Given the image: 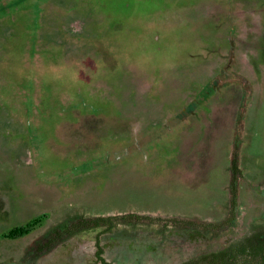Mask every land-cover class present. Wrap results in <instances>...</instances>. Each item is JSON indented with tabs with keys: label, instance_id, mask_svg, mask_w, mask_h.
<instances>
[{
	"label": "rangeland",
	"instance_id": "obj_1",
	"mask_svg": "<svg viewBox=\"0 0 264 264\" xmlns=\"http://www.w3.org/2000/svg\"><path fill=\"white\" fill-rule=\"evenodd\" d=\"M11 1L6 0V3ZM88 1L84 5V0H68L63 7L58 2L45 1L42 10L48 14L43 16L44 23L39 22L38 8L32 3L20 0L18 6L9 5L13 10L25 11L9 21L11 35H0V53H4V60L0 61V79L3 75L10 78L3 81L9 83L5 101L10 104L14 97L22 94V86L34 89L35 82L40 85L43 82V88L42 85L40 88L43 90L37 105L31 102L29 107L26 103L27 111L35 108L31 113L37 115L40 122L31 124L30 129L28 125L25 127L28 146L23 141L26 137H22L25 132L21 130L22 122H14L13 118L10 122L9 119L0 122L15 132L12 139L10 129L8 138L0 136V264L8 260L15 262L12 264H102L95 253L99 230L83 231L56 247L37 250L51 226L74 216L137 212L163 219V222L154 219L156 223H153L147 217L134 228L120 225L116 230L102 233L104 255L114 264H175L223 249L254 225H264V59H256L261 68L254 76L250 74L256 67L248 61L252 55L261 52L253 47L263 46L255 38L246 37L255 34L254 29L242 26L235 37L230 36V39L237 38L238 57L234 65L247 75L246 78L254 79L251 83L245 81V77L243 81L240 77L237 80L247 82L245 85H252V88L230 90L221 101L204 102L201 105L203 111L199 108L188 122L182 120L178 124L179 117L166 125H157L153 131L156 136L150 139L152 141L148 140L150 144L141 147L142 151H135V164H132L125 157L114 160L105 151L115 144L113 150L118 148L124 137L134 133L136 136L148 122L162 120L168 107L185 105L186 88L180 90L181 84L196 80L206 83L209 76L227 62L228 44L224 45L219 57L195 60L193 56L201 53L203 43L207 50H216L213 42L221 39L224 33L227 39L229 28L225 31L214 26L209 7L212 0H103L104 11L110 18L100 21L99 31H96L98 35L101 28L102 34L106 32L103 42L107 48L99 53L69 40L62 41L64 36L75 37L68 30L69 23L77 30L74 33L87 32V24L81 16L96 4V0ZM11 4L16 3L12 1ZM94 14L89 12L84 16L99 22L91 18ZM51 20L53 32L47 31L46 36L55 38L54 48L63 50L67 58H62L63 53H60L61 58L56 59L42 77L41 56L54 51L48 50L42 41L41 33L46 29L41 31V27ZM61 25L64 30L59 29ZM36 36L40 37V42ZM85 41L90 44V38ZM27 42L31 44L30 50ZM36 43L42 46L39 48ZM15 64L27 67L28 73ZM87 69L91 78L89 85L81 77ZM17 74H30L31 77L13 81L12 77ZM152 83L155 89L148 93ZM190 84L187 83V90L195 92ZM90 87L98 93L93 94ZM67 88L72 89V94L65 93ZM0 90L5 92L2 87ZM218 95L222 96L221 93ZM78 98H84L88 104L91 98L100 101L105 137L100 132L96 146L87 145L70 155L76 163L101 156L96 160L98 171L93 169L81 175L66 173L49 182L52 177L48 173L42 174L43 169L40 170L41 177L37 175L33 159L37 158V162L41 161L47 169L54 166L57 158L65 157L57 154L62 149L57 151L60 142H52L45 135L54 128L52 125L56 124L57 117L66 116L62 104L75 103ZM41 100L47 101L41 103ZM155 107V113L146 114ZM7 108L0 107V116H4ZM237 112L244 115L239 129L243 140L240 166L245 177L255 185L253 188L240 178L235 223L226 225L218 235L214 231L194 230L179 221L173 225L176 221L170 215H186L189 218L184 219L191 221H200L199 218L191 219L199 216L205 222H222L228 218L230 210L225 197L231 164L229 141L233 139ZM112 120L114 123L109 126L107 123ZM33 132L42 137L37 138ZM138 137L135 141L141 144L143 139ZM17 140L21 142L23 154ZM30 149L34 151L33 159ZM68 160L65 158L57 163L65 167ZM77 170H80L79 166L74 169ZM40 214H46L44 227L18 241L2 237L9 227Z\"/></svg>",
	"mask_w": 264,
	"mask_h": 264
},
{
	"label": "trees",
	"instance_id": "obj_2",
	"mask_svg": "<svg viewBox=\"0 0 264 264\" xmlns=\"http://www.w3.org/2000/svg\"><path fill=\"white\" fill-rule=\"evenodd\" d=\"M101 1V2H99ZM96 0V4L93 7L88 8L83 16H81L86 24H87V32H83V33H74L75 37L74 39H68L65 36L63 37L62 41L64 40H69L70 43H75L77 46L81 45L84 46L83 48H87V49H93L95 50V52H104L105 51V43L103 42V35L106 33L102 34V28L101 30V34L98 35V32L96 33V31H99L98 26L101 25L100 21H104L105 19L106 21L108 20L109 15L108 12L104 11V3L103 0ZM190 2V0H188ZM187 1V4L191 5L189 2ZM88 0H84V5L86 3H88ZM108 7V5H107ZM50 12V11H49ZM89 12H95L94 16H92L91 18H94L93 20L97 19L99 22L96 21H92L90 20L89 16L86 15ZM48 14V12H47ZM31 16V15H30ZM39 19V18H38ZM37 19V20H38ZM44 20L42 21L44 23ZM41 23V21H40ZM51 25V27H50ZM54 24L52 23V20L49 21V23L47 24V26H42L41 31H43V28L46 29V31H43V33H41V38H44L45 41V46L48 48V50H53L52 54L49 53V51H47L46 54H42L40 62H42V67L40 69V74L43 77L44 74L52 65L53 62L56 61V59H60L61 58V54L63 53V57L65 56V52L62 50L59 51V49H55V44H53V41L56 42L55 38H48L47 35V31L52 30L53 32V28ZM61 30H64L62 28H59ZM45 32V33H44ZM53 34L54 33H50ZM38 37V36H36ZM85 38H90V44L87 45ZM41 41V42H42ZM38 42H40V37H38ZM30 43V42H29ZM27 42V45L29 47L28 50L31 49V44H29ZM63 43V42H62ZM37 46L39 45L38 43H36ZM51 44V45H50ZM65 44V43H64ZM63 44V45H64ZM36 46V47H37ZM42 46V44L39 45V48ZM65 46V45H64ZM34 48V46H33ZM107 48V47H106ZM59 51V52H58ZM55 53V54H54ZM264 53V51H261L260 54ZM28 54V51L25 53ZM54 54V55H53ZM4 55V53H3ZM3 55L0 53V61L4 60L2 57ZM32 55H34V52L32 53ZM31 55V56H32ZM61 55V56H60ZM30 56V57H31ZM25 57H28V55H25ZM33 57V56H32ZM31 57V58H32ZM67 58V57H66ZM71 59V58H70ZM264 59V58H263ZM29 61H31L30 58H28ZM24 61V60H23ZM57 62V61H56ZM12 64H14L13 62H11ZM16 66H19L21 68V70H25L28 73L27 67L23 68L21 67V65L19 64H15ZM97 65V64H95ZM94 65V67H95ZM91 67H93V65H90ZM259 66L261 67V63L259 64ZM32 71V70H31ZM26 73V74H27ZM16 74V73H15ZM18 75V74H17ZM90 71L87 69V73L86 71H84V73L81 74V77L83 78V81L89 85L91 78H90ZM3 78L0 79V88L1 86H5L8 85L4 84L3 81L4 79H6L7 77V81L10 80V78L6 75L2 76ZM24 77H28V79L31 77L30 74L25 75H18V76H13L12 79H14L13 81H20L22 78ZM41 77V78H42ZM40 78V80H41ZM43 79V78H42ZM43 81V80H42ZM42 88H43V82L41 83ZM40 83L35 82L34 89H27L25 86L21 87L22 90V94L21 96L17 97V100L19 102H16V100H13L12 102H10V104L6 103L8 101H5V94L4 92H2V90H0V107L4 108V107H8L10 108L11 111V116L13 118L14 121V117H18L21 120V117L24 118L23 123H24V127L30 129L31 124H38L39 122V118L37 117V115L35 116L34 113L32 114L31 112L35 111V108L33 107V109L31 111H27V104L30 107L31 102L35 105H37L40 101V93L43 89L41 88ZM92 86V85H90ZM93 88V87H90ZM66 94H72V89H65L64 90ZM93 94H97L98 92L95 91L94 89H91ZM92 94V96H93ZM91 96V97H92ZM39 97V99H38ZM93 101H92V100ZM88 99L89 100V104L86 102L84 98H78V100L75 103H69V105H63L62 104V109L65 110L66 112V116L62 117H57L56 118V123L55 125H52V127L54 126L53 129L48 130L49 134L45 135L47 136V138H51V141L54 142V140H56V142H60L57 143V151L61 149V151L59 153H57L60 156L63 155H69L71 154V152L73 151L75 153L79 152V150L83 149L84 147H86L87 145L89 147L92 146H96V143H98L99 139L97 138V136H100V132L102 134V137H105V131L102 129L104 127L105 121H101V120H96V118H102L104 117V114H101L102 109L100 108V101H94L95 99L91 98ZM47 101V100H46ZM46 101H42L45 102ZM65 101V100H63ZM16 102V103H15ZM21 104V108L24 111V114L21 115L20 113H18V109L19 111L21 110V108L18 105H13V104ZM27 103V104H26ZM14 106H16L17 108H14ZM44 106V104H43ZM69 106V107H68ZM90 106H93L92 108ZM69 108V110L66 109ZM180 108V107H178ZM6 109V108H5ZM18 113V114H17ZM9 115V114H7ZM6 116V113L4 114V116H0V122L4 119V117ZM240 117V122H241V116ZM18 119V121H19ZM15 122V121H14ZM239 122V124H237V132H236V140H235V153H234V157H233V162L230 165L231 166V172H232V180H231V184H233V191H232V197H231V209H230V214L228 216V218H226L224 221L222 222H218V223H212V222H202L201 220H196V221H191L188 219H176V222L179 221H183L185 223V225L189 228H193L194 230L197 231H204V232H209L210 230H213L215 235H218L221 230H224V228L226 227V225H231L233 223H235V217H236V212L238 211V207H239V181L240 178L245 179L249 185L251 187L254 188L253 182L249 181L245 175H244V171L242 169L241 165V161H240V149L242 148V134L240 132V126L241 123ZM114 123V120L112 121H108V125L112 126ZM1 126V130H0V136L1 137H6L8 138L10 135V127H4L2 125ZM26 128L24 129L25 132H23L22 134L27 135L26 132ZM10 129V130H9ZM22 130V129H21ZM13 130H11V139L13 137V134L15 133ZM35 132V131H34ZM33 132V133H34ZM57 134V135H56ZM34 135H36V133H34ZM40 136L42 137V135L40 134ZM40 136L36 135L37 138H39ZM21 139V138H20ZM101 139V138H100ZM23 141L25 142L26 139ZM17 142H19V140H17ZM16 142V143H17ZM21 143V142H20ZM73 149V150H72ZM75 149V150H74ZM33 156H34V151L32 150ZM43 153V152H42ZM44 154V153H43ZM56 157H58L56 155ZM68 158V157H65ZM62 157L60 159H56V161L58 162L59 160H61ZM37 158L34 157V167L35 170L39 171V165H41V161L37 162ZM42 160V159H41ZM52 161V160H51ZM37 162V163H36ZM55 163L54 161V166L52 168H44L42 165L40 166V168H42L44 171L43 173H48L50 175L49 182H54L62 177L65 176L66 173L71 174V170H67V172H65L66 170H61L60 165L58 163ZM84 163H88L87 161H85ZM84 164H82L80 167V170L75 171L76 174H84L87 173V169H89V165L87 168H85V166L83 167ZM82 167V168H81ZM65 168H67L65 166ZM76 168V167H75ZM68 169V168H67ZM37 171V172H38ZM73 171V170H72ZM41 172H38V176L41 177ZM65 172V173H63ZM147 217H149L151 220V222L156 223L154 219H158L161 220L163 222V219L161 217H156V216H146V215H142V214H137V213H130V214H126V215H122V216H104V215H90V216H74L72 218H66L65 220H62L61 222H58L56 225L52 226L48 232L46 233L45 238L39 243V246L37 247V250H43L45 248H52V246L55 245V243L57 242H61L66 240L67 238L72 237L73 235L80 233V232H85V231H91V230H99L100 232H98L97 234V240H96V257H97V261L102 262L103 264H114L113 261H109L104 253H105V248L102 244V240L100 238V235L102 233L105 232H111L113 230L118 229V227L120 225H125V226H129L134 228L135 225L137 223H140L141 220L144 218L146 219ZM46 220V214H40L36 217L30 218L20 224H15L11 227H9L6 231H4L2 233V237L4 239H10L12 241H18V240H22L23 238H25L26 236H28L29 234H31L33 231H35L36 229H38L39 227H41ZM173 223V225H177L179 222L177 223ZM164 226H166V223H163ZM3 264H12L15 263L13 260H8V261H4L2 262ZM175 264H264V225L261 226H253L248 232H246V234H244L243 236H241L240 238L236 239L235 241H233L229 246L220 249V250H215V251H209L203 254H199L197 256H194L192 258L189 259H185L181 262L175 263Z\"/></svg>",
	"mask_w": 264,
	"mask_h": 264
},
{
	"label": "flooded vegetation",
	"instance_id": "obj_3",
	"mask_svg": "<svg viewBox=\"0 0 264 264\" xmlns=\"http://www.w3.org/2000/svg\"><path fill=\"white\" fill-rule=\"evenodd\" d=\"M12 1H15L16 4H11ZM12 1L9 4H7L6 0H0V35H2V34H10L9 30H10V25L11 24L9 23V21L12 18H16V16L19 15L20 12H24L25 11V10H20V8H16V10H13L14 8H10L11 5L12 6H18V3L20 2V0H12ZM26 1L32 3L33 5H35L38 8L39 17H37V18H39V22L41 20L43 21L44 20L43 16L47 12H45V10H42L43 9L42 6H43L44 2L48 1V0H22V2H26ZM50 1L51 2H58L63 7L64 4H66L65 2L68 1V0H50ZM212 2H213V4L210 5L209 7L211 8V10H210L211 13H212L211 17L214 19V22H215L214 26L216 27V29L222 27L225 31H227L228 30L227 28H229L228 38L225 39V33H224V35H223V37H221V39L219 38V39L215 40L213 43H215V45H216V50H212V49L211 50H207L206 49V44L203 43V45H202L203 47L201 49L202 50L201 53L200 54H196L193 57L195 58V60L209 59L211 57H217V56L219 57L220 53H223L222 50H223V48H225L224 45L228 44V46H227L228 49L226 50V51H228V53H227V58H228L227 62L224 64V66H222L221 68H218V70H216V72L213 75L209 76L210 78H208L206 83H204V84L200 83L199 80L187 82V83H191L190 84V88H192V87L195 88L194 89L195 92L187 90V83H185V85H184V83L181 84L182 86L180 87V90H183L184 86L186 88L184 90L186 92L185 98H183V101L185 102L184 103L185 105H183L180 108L174 107V108L170 109L168 107V111H167L166 115L162 118V120H160V121L157 120L156 121L154 119V120L148 122L146 124L145 128L142 131L138 132L136 136H135V133H134V134H132L133 137H131L132 135H130L128 137H124V139L121 140L120 145L118 146V148H115L113 150V148L116 146V144L111 146L110 147L111 150H106L105 152L107 154H109L110 157L113 158L114 160H118L120 158H124L125 157V158L129 159L128 160L129 163L135 164V151H136V153L140 152V151H142L141 147L146 146V145L151 143V142H148V140L152 141L150 139H153L156 136V135L153 134L154 133L153 131L156 130V126L157 125L158 126H163V124L166 125L167 122H170V121H172L174 119L178 120L179 117H180V120L178 121V124L182 120H185L186 122H188L191 119V117L193 115H195L196 112H198L199 108L202 109L201 105L204 102L208 103V102H210V100H212V101L213 100H220L221 101V97L225 96L226 92H228L230 90L242 91L243 88H247V87L248 88H252V85H250V86H246V85H247V82L251 83V80L254 81V79L253 78H246L247 75L244 76L245 74H242L243 72L238 67H236L234 65V64H236V59L238 57L237 56L238 48H237V42H236L237 38L236 39H234V38L230 39V36L233 35L235 37V35H237L236 31H237V29L239 27L243 26L244 28H252V30L254 29L255 34L253 33V34H250L249 36L247 35L246 37H253V39L255 38L254 40L256 42H259L260 44L263 45L261 48L260 47H253L255 49V51H257V50L264 51V0H212ZM215 2H216V5L213 6ZM221 22H222V24H221ZM68 30L70 32H73V34H74V31H77V30H75L73 28L72 23L71 24L69 23ZM86 30L87 29H85V31ZM251 43L252 42H250V44ZM209 51H211L212 53H209ZM235 51H236V53H235ZM224 56L226 57V55H224ZM257 58L263 59L264 58V53L260 54V52H257L254 55H252L250 57V60L248 61V62H251V64H254L255 67H256V68L251 70L252 73H250V74H252L253 76L261 68L260 66L258 67V63H257L258 60H256ZM224 77H226V79H224ZM237 77H240L239 80H242V81H243V79L245 77L244 80L247 81V82H245V83L244 82L241 83L240 81L238 82ZM191 85H195V86H191ZM5 86H1V87L5 91L4 92V94H5L4 97L6 98V93L9 92V88L7 87L8 85H5ZM236 86H238V88ZM154 89H155V84L152 83L150 88H149V90H148V93L151 92ZM191 92H193V94H191ZM143 93H144V91H143ZM148 93H147V95H148ZM219 93H221L222 96H219L218 95ZM18 96H21V94H19ZM17 97H14L13 100H16V102H19L17 100ZM8 98H9V96H8ZM143 98H145V96ZM15 103L13 105H18L21 108V104H15ZM4 108H7V106L4 107ZM244 109H245V107H244ZM155 111H156V107L154 109H152L150 113H146V114H148V115L149 114H153V113H155ZM202 111H203V109H202ZM6 113L9 114V115L6 114L4 119H9V122H10L11 119H12L10 108H7ZM18 113L23 115L24 114L23 109L21 108L20 111L18 109ZM238 113L239 112H237V116L235 118V120H236L235 123L236 124H235V126H233V135H232L233 139L229 141V143L232 145L230 156L228 158L229 160H231V164L233 162V157H234V153H235V140H236L235 136H236V132H237V124H239V122H240V117L239 116H241L242 112H240V114H238ZM244 114H245V112H244ZM241 117H242L241 119H243L244 115H242ZM96 120L97 121L98 120L105 121L103 118H96ZM14 121L15 122H19L20 121L24 125L22 120L18 121V119L15 118V117H14ZM240 123L242 124V120H241ZM24 129H25V127H22V130H24ZM204 131H205V129H204ZM26 136L27 135H24V134L22 135L23 138L26 137ZM118 136H120V135H118ZM138 136H141L142 139H143L140 142L141 144H139V142L137 143V140L135 141V138H137ZM27 139H28V137H26V141L25 142H26V144L28 146ZM135 142L137 143V145H135ZM16 144H17L18 148L19 147L21 148V146H19V145H21L20 142H18ZM151 146H152V148H154L153 145H151ZM97 149L98 148H95V149L93 148V150H97ZM22 150L23 149L21 148L20 152L23 154ZM30 151H31V149H30ZM241 152H242V149H240V154H241ZM31 155H32V159H33L34 156H33L32 151H31ZM100 155H101V153H100ZM63 156L68 157V159H70V161L68 160L69 164L66 166L68 169L63 167V166H61V164L58 163L60 165V168L64 169V170H71L73 175L76 174V172L74 171L75 167H77L79 165L81 166L82 164H84L83 167L85 166V168H87L88 165H89V169H87L88 172L90 170H93V169H95L94 171H98L96 169V167H97V161L96 160L101 158V156L100 157H96V159L94 158V160H93V158L88 159L87 160V162H88L87 164L84 163V162H82V163L74 162L73 157L70 154L69 155H63ZM65 157H62V159H65ZM230 165L229 166L227 165L229 167V180H228L227 188L225 187L226 190H227L225 199L228 202L229 210L231 209V197H232V191H233V184H231V180H232L233 177H232V172H231V166ZM33 166H34V164H33ZM40 166L41 165H39V171L38 170L35 171L36 173L41 172L40 170L42 168H40ZM131 213H137V212H131ZM229 213H230V211H229ZM126 214H130V213H122V214H114V215L115 216H122V215H126ZM137 214H141V213H137ZM144 214L145 213H142V215H144ZM97 215L114 216L112 214H97ZM93 216H96V215H93ZM177 216H179L181 218H179ZM169 217L172 220H174V221H176V219H184V217L189 218L186 215H170ZM195 218H199L203 222L202 218L199 217V216H194L191 219H195ZM222 221H224V220H222ZM181 222H183V221H181ZM208 222L218 223V222H215V221L214 222L213 221H208ZM45 223L41 227H44ZM54 225H56V224H54ZM41 227H39V228H41ZM210 231H213V230H210ZM62 242L63 241L55 243V245L52 246V248L56 247V245H59Z\"/></svg>",
	"mask_w": 264,
	"mask_h": 264
}]
</instances>
